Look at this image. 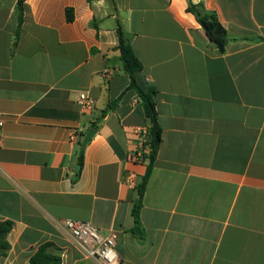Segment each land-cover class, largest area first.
I'll return each instance as SVG.
<instances>
[{"label": "crops", "instance_id": "crops-1", "mask_svg": "<svg viewBox=\"0 0 264 264\" xmlns=\"http://www.w3.org/2000/svg\"><path fill=\"white\" fill-rule=\"evenodd\" d=\"M189 2L216 13L224 52ZM19 16L0 0V222L13 223L0 264H30L45 243L62 264H102L64 220L117 232L121 264H264V0H26ZM118 28L162 128L143 237L132 211L151 123Z\"/></svg>", "mask_w": 264, "mask_h": 264}, {"label": "trees", "instance_id": "trees-1", "mask_svg": "<svg viewBox=\"0 0 264 264\" xmlns=\"http://www.w3.org/2000/svg\"><path fill=\"white\" fill-rule=\"evenodd\" d=\"M26 0H18V7L20 10L19 21L22 22L23 5ZM187 11L194 14L202 28L205 30L209 39L214 42L221 52L225 51L226 44L228 42L227 31L220 23L216 13L210 12L205 9L202 4H193L189 2ZM68 22L74 21L73 10L68 8L66 10ZM118 46L117 49L121 53V61L123 69L131 74L130 87L135 89L138 93V98L143 104L146 116L149 118L151 126L145 134V141L143 143V159L146 163V171L142 176L140 183L137 185V192L139 199L136 201L133 207V218L135 226L132 232L135 235L143 237L142 225L140 221V211L142 209V199L147 187V184L152 175L157 153L162 142V128L158 122V113L156 109V90L150 89L144 91L137 83L134 73L143 69L142 62L135 55L128 38L125 36L121 28H118ZM117 106V101L110 104L108 108L103 111V114H107L108 111L113 110ZM13 223L11 221L0 222V262L7 256L8 251L11 248L10 243L7 240L8 235L12 231ZM54 247L52 243H45L41 245L35 254L30 258V264H62V258L60 255L51 251Z\"/></svg>", "mask_w": 264, "mask_h": 264}, {"label": "built area", "instance_id": "built-area-1", "mask_svg": "<svg viewBox=\"0 0 264 264\" xmlns=\"http://www.w3.org/2000/svg\"><path fill=\"white\" fill-rule=\"evenodd\" d=\"M106 74H109V72L106 71ZM94 103L90 96L84 93L81 94L79 104L85 109H93ZM143 153L144 150L141 149L137 159L144 162ZM61 225L88 258L96 259L102 264H121V259L116 249L117 232L111 231L109 234L103 235L89 223L75 220L61 221Z\"/></svg>", "mask_w": 264, "mask_h": 264}, {"label": "water", "instance_id": "water-1", "mask_svg": "<svg viewBox=\"0 0 264 264\" xmlns=\"http://www.w3.org/2000/svg\"><path fill=\"white\" fill-rule=\"evenodd\" d=\"M96 131L95 130H89L88 134L83 142V147H85L89 141L92 139V137L95 135Z\"/></svg>", "mask_w": 264, "mask_h": 264}]
</instances>
